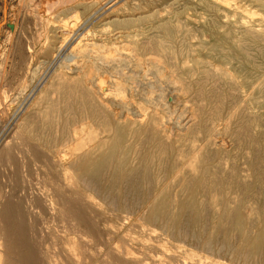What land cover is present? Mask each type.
<instances>
[{"label": "bare ground", "instance_id": "6f19581e", "mask_svg": "<svg viewBox=\"0 0 264 264\" xmlns=\"http://www.w3.org/2000/svg\"><path fill=\"white\" fill-rule=\"evenodd\" d=\"M56 1L108 21L80 36L69 18L55 24L54 7L24 2L44 30L28 45L31 62L50 65L14 120L0 110V127L13 125L0 132V264L36 261L23 208L37 198L20 202L18 184L36 159L49 186L46 206L83 236L96 237L100 224L85 216L97 209L114 218L109 233L118 223L139 224L188 246L194 260L264 264V0H188L202 14L185 13V23L184 9L164 14L155 0L120 5L107 18V2L95 9L97 0ZM158 82L190 103L185 128L169 126L175 111ZM51 169L63 189L50 181ZM111 253L110 264H143L129 250ZM167 257L179 264L177 254Z\"/></svg>", "mask_w": 264, "mask_h": 264}, {"label": "rangeland", "instance_id": "374dc122", "mask_svg": "<svg viewBox=\"0 0 264 264\" xmlns=\"http://www.w3.org/2000/svg\"><path fill=\"white\" fill-rule=\"evenodd\" d=\"M41 1H44V2H41ZM55 1L56 0H47V1L28 0V2L30 3V7L29 6L28 7L34 8L35 6L36 7L38 6L39 9L50 8L51 10L53 9L51 7H54L55 9L53 10V12L49 11L50 13L49 17L51 19L54 18L57 20L55 24L57 25L62 24L61 26H63L64 24L63 22L67 20V18H69L68 21L77 23V25L75 24L76 25L75 27L77 28L74 27V31L76 29L78 31L76 34L80 36L84 35L83 33L85 34L88 33L90 35H93L96 32L98 33L99 31L102 30V26H105L104 23L108 21V20L100 21V19H98L97 17L95 16L92 17V14H93L92 12L85 13L84 11L80 10L78 7L72 6L73 4L72 5L70 3H68V5H66L65 3H61V5L60 3L54 4ZM109 1L111 2L109 3ZM175 1L176 3L173 4V1L171 3L168 0H155L154 6H155V9H158L157 11L164 13V14H168V11H171L172 9H174V6L175 8L180 7L181 9H184V13L181 18L182 22H183V19L186 22V19H187L186 14H189L188 17H192L191 19L198 18L202 14L201 10H197L199 12L198 14V12L195 11L196 9L192 8L193 6L188 3V0H175ZM177 1H179V3H177ZM24 2L25 0H0V79H1L0 80V110H7V112L9 113L8 116L12 120L16 118L17 114L21 111V109H23L26 103L30 101L29 93H30V90L33 84H35L38 78H40L45 73L46 68L50 65L46 63L41 68H39L42 64L43 59L40 60L35 57L33 58L31 62V57H30L31 54L28 52V49H27L28 45L32 43V41L34 40L37 41L39 34L42 33V35L40 36H43L44 30L42 29V26L39 25V23L34 20V17L28 13L27 9L24 6ZM100 2H101L100 0H97L95 9L99 8L101 5L103 6V4L105 6L106 2L107 4H109V5L106 4L105 6L106 8L102 10V14L103 12L106 13V14H103L102 17L105 16V18H107L108 16L112 14V12H114L113 10L117 9L116 7H120V5L125 6V4H127L126 6L131 5L134 2V0H124V1L123 0H115V1L113 0V2L112 0H104V1L102 0V2L101 3ZM40 3L43 4L42 5L43 8L41 7ZM51 3L53 4V6L49 7L48 5H50ZM45 5L48 7H46ZM59 5L62 7H60ZM185 5H187L186 7H188L189 9L184 8ZM70 8L73 9L72 11L75 10L76 12L74 11L73 13L71 11V15H69ZM66 9H68L67 12L65 11ZM72 15H73V18H72ZM92 19L94 21H92ZM84 23H86L85 26H84ZM89 31H92V32L89 33ZM74 34L75 33H73V36ZM75 37L76 36H74V38ZM39 40L40 42H42V39L39 38ZM197 40L194 39V41L192 42H196ZM61 57L64 58L65 54L62 55ZM61 57L57 58V60L58 59L59 61L62 60ZM57 60L51 64V67L53 68L52 71H54V69L59 65L58 63L59 61L57 62ZM48 63H51V62H48ZM33 68H37L36 70H38V71H35L36 76L35 75L32 76ZM154 79L155 78L151 80H154ZM164 83H165V86L163 87ZM157 88L162 89L161 91L165 93V96L167 99L166 100L167 106L168 107L173 106L170 108H174L173 110L175 111L170 116V117H173L172 120L170 118L172 123L170 122V120H168L170 122L169 126H171V128L174 129V127L176 128V125H177V128L175 130L178 129V126L180 127V129L181 127L185 128L188 124L186 122H189L188 118H190V112L188 113V111H190V106H191L190 103L186 102L187 104L184 105L182 104L184 102L177 101L174 98L175 97L174 95L176 93V88L173 87L172 84L170 85V83L161 82L157 84ZM23 101L24 102L26 101V102L22 103ZM183 105L189 109H186ZM20 106L22 108H20ZM185 112L186 114L188 113L187 116ZM13 114H15L16 116ZM176 114H177V118H176ZM179 114L182 115V118ZM184 116L186 117V119ZM175 119L176 121L174 122ZM179 121H181L182 123ZM10 125H11V121L9 122L8 125L5 126L3 130L4 124H2V126L0 127V132H3V133L1 134H5L6 132H8V130L10 132L11 131L10 128L13 127V125L11 126ZM224 140L226 141V139ZM40 165L41 163L40 161H38V159H36L33 162H30L28 167L25 169L26 170L25 173H27L26 181L24 183L21 182L22 180H24L22 179V171H20L19 173L20 178L18 179L19 180L18 184L21 186L20 191H19V197L21 199L19 198V201L22 200V202H24L26 197L30 196L33 198H37L39 199L40 202H42L40 203L36 199V204L34 205L33 208L31 209L23 208L24 210L23 218L26 224L25 228L27 230L26 231V242L29 241L27 243L31 244L35 252L38 253L34 257L36 261L33 264H94V263L95 264H110V261H108L107 259L108 253L112 254L111 252H113L114 254L117 251L122 252L126 250H129L130 253H132L134 257L136 256L137 258H139L143 264H170L167 254H173V253L179 256L178 258L179 264H185L187 262L189 264H202L203 262L204 263L206 262L205 264H215L218 262H222L223 264H239L237 262L230 261L228 258H220L216 256H212V257L208 256L207 258H201V260L191 259L188 256V248H189L188 246H185L182 243L169 242L166 240V238L161 239L160 237H158L156 233L154 234V232L143 233L142 226L139 224L132 225V224L123 223L122 225L118 223V225H116V227L113 228L112 230L113 233H109V231H107L108 230L107 225L108 224L110 225V223H112L114 218H112V216H110L109 214H104V212H101L100 210L97 211V209H94L96 212V217H94V215L87 214L88 212L86 213L87 215L85 216L86 219H88L91 222H94V224L96 222L100 224V225L95 224V228L97 232V235L94 238L95 241L91 237L83 236L80 232L75 230V226L71 225L67 221L66 218H64L61 215L60 216L56 215L54 211L50 210L46 206V203L43 201L42 196L45 193H47L46 190H47L48 185L46 183L45 178L43 179L42 174H40ZM51 170H52V173L49 178L50 181L54 182L53 185L56 186L57 189H63L64 186L62 185L61 182L57 180L55 176V170L54 169H51ZM1 186H2V182L0 183V188ZM57 193H58V190H57ZM27 194H29V196ZM26 216L28 217L26 218ZM92 216H93V220H92ZM38 229H40V232L38 231ZM142 237L144 238L142 239ZM67 247H68V250L66 249ZM22 251L26 252V249L23 248ZM202 259L203 260L205 259V260L203 261ZM172 264H177V263H172Z\"/></svg>", "mask_w": 264, "mask_h": 264}]
</instances>
